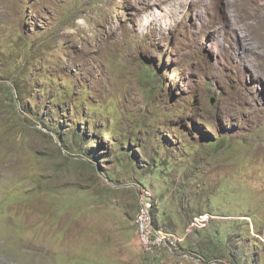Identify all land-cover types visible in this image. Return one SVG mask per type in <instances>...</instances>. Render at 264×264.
I'll use <instances>...</instances> for the list:
<instances>
[{
	"label": "rangeland",
	"instance_id": "374dc122",
	"mask_svg": "<svg viewBox=\"0 0 264 264\" xmlns=\"http://www.w3.org/2000/svg\"><path fill=\"white\" fill-rule=\"evenodd\" d=\"M245 21L264 0H0V264H264Z\"/></svg>",
	"mask_w": 264,
	"mask_h": 264
},
{
	"label": "built area",
	"instance_id": "2783aa9c",
	"mask_svg": "<svg viewBox=\"0 0 264 264\" xmlns=\"http://www.w3.org/2000/svg\"><path fill=\"white\" fill-rule=\"evenodd\" d=\"M147 201L148 202H145L143 208H139L140 211L136 218L138 242L145 246L150 254L156 253L155 255H157L163 249V246L170 243V241L166 240L167 233H165L163 239H160L158 235L160 231L154 226L152 214L149 212L152 204V200H150L149 196H147ZM147 211L149 213L145 214ZM157 231H159V233Z\"/></svg>",
	"mask_w": 264,
	"mask_h": 264
},
{
	"label": "bare ground",
	"instance_id": "6f19581e",
	"mask_svg": "<svg viewBox=\"0 0 264 264\" xmlns=\"http://www.w3.org/2000/svg\"><path fill=\"white\" fill-rule=\"evenodd\" d=\"M252 8V7H251ZM250 11H248L247 10V15H249L250 13H249ZM249 19V18H248ZM234 22H232L231 21V24H230V27L231 28H233V26H234ZM242 28L244 29V31H243V35H242V38H241V40H242V49H246V47L247 48H249L250 50H251V52H254V53H256L259 57H264V31L263 32H260L259 31V29L261 28V25H257V24H251V23H249L248 21H245V22H243V24H242ZM242 28L240 27L239 29L240 30H242ZM234 29V28H233ZM235 33V32H234ZM252 33V34H251ZM249 34H251L253 37H254V39H255V41L257 42V43H259L258 44V46L257 47H254V46H251L250 44H248L247 45V42L249 41H246L244 38L246 37V36H248ZM250 39H251V37H250ZM248 50V49H247ZM243 51V50H242ZM249 51V50H248ZM250 52V51H249ZM260 54V55H259ZM245 57V56H244ZM246 58V57H245ZM3 171H5V170H3Z\"/></svg>",
	"mask_w": 264,
	"mask_h": 264
}]
</instances>
